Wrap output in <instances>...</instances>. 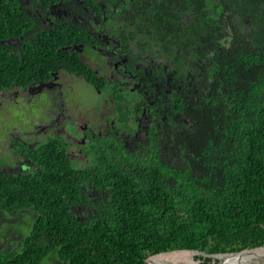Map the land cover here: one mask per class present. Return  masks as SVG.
Returning a JSON list of instances; mask_svg holds the SVG:
<instances>
[{
	"label": "trees",
	"instance_id": "1",
	"mask_svg": "<svg viewBox=\"0 0 264 264\" xmlns=\"http://www.w3.org/2000/svg\"><path fill=\"white\" fill-rule=\"evenodd\" d=\"M192 6L217 41L194 71L196 89L175 94L180 118L163 144H105L78 168L51 138L31 155L32 171L0 170V264H146L174 250L264 245V0ZM30 22L17 0H0V41L25 37L21 55L0 45V91L65 63L49 39L24 34Z\"/></svg>",
	"mask_w": 264,
	"mask_h": 264
},
{
	"label": "flooded vegetation",
	"instance_id": "2",
	"mask_svg": "<svg viewBox=\"0 0 264 264\" xmlns=\"http://www.w3.org/2000/svg\"><path fill=\"white\" fill-rule=\"evenodd\" d=\"M17 1L31 17L29 26L21 27L24 34L38 43L49 39L65 63L0 91L13 92V102L39 119L4 138L1 171H32L31 155L51 138L66 144V155L78 168L105 144L134 150L145 141L163 144V128L179 117L175 94L186 99L196 89L194 71L216 40L210 24L200 26L191 17L200 14L192 6L197 0ZM224 15L225 26L236 24L230 10ZM24 39L12 36L0 45L21 55ZM86 88L99 98L79 106L78 92Z\"/></svg>",
	"mask_w": 264,
	"mask_h": 264
},
{
	"label": "rangeland",
	"instance_id": "3",
	"mask_svg": "<svg viewBox=\"0 0 264 264\" xmlns=\"http://www.w3.org/2000/svg\"><path fill=\"white\" fill-rule=\"evenodd\" d=\"M13 92L12 93H0V145H2L4 138L11 133H16L23 127H25V122L28 123V121L32 118L34 119V123H37L38 116L35 115L29 111L28 115L24 111H22V108L19 105H16L12 98H13ZM99 98V96L92 90L86 88L83 90H80L77 95V104L79 106H83L86 104H90L92 101L96 100ZM35 116V117H34ZM4 149V147H2ZM28 218L25 217V220ZM264 248V245L256 248H249L245 249L244 251H253V250H258ZM183 251V250H179ZM178 251V252H179ZM196 251V250H195ZM172 251L171 253H173ZM165 253V252H164ZM202 253V252H201ZM207 254V253H205ZM236 254V253H234ZM264 254V253H263ZM157 255V254H156ZM262 255V254H260ZM154 256V255H153ZM197 257H203V258H211V259H222L221 255H213V254H208V256H203V255H194ZM150 257V256H149ZM45 264V263H44Z\"/></svg>",
	"mask_w": 264,
	"mask_h": 264
},
{
	"label": "water",
	"instance_id": "4",
	"mask_svg": "<svg viewBox=\"0 0 264 264\" xmlns=\"http://www.w3.org/2000/svg\"><path fill=\"white\" fill-rule=\"evenodd\" d=\"M0 44H4V42L0 41ZM244 250L245 249L238 251V252H232V253H241ZM174 251H179V250H174ZM196 251L200 253L202 252L205 254V252L203 251H199V250H196ZM232 253H214L213 255H223V254H232ZM208 254L209 253L205 254V256H208ZM148 258H146V264H148L147 263ZM203 260H204L203 257H197V256H171V257L160 259L152 264H200L201 262H203ZM209 264H264V254L257 255V256H251V257H243V258L211 259Z\"/></svg>",
	"mask_w": 264,
	"mask_h": 264
},
{
	"label": "bare ground",
	"instance_id": "5",
	"mask_svg": "<svg viewBox=\"0 0 264 264\" xmlns=\"http://www.w3.org/2000/svg\"><path fill=\"white\" fill-rule=\"evenodd\" d=\"M170 252H165V253H160L154 256H151L147 259L148 264H152L160 259L166 258V257H171V256H194V255H203L205 256L204 253H200L198 251H192V250H183V251H174L173 253ZM264 253V248L258 249V250H251V251H243L241 253H232V254H223L221 255V258H243V257H251V256H257L260 254Z\"/></svg>",
	"mask_w": 264,
	"mask_h": 264
}]
</instances>
